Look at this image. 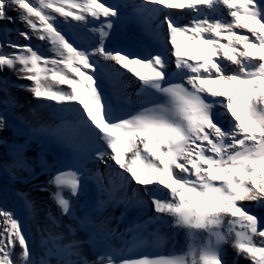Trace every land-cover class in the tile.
<instances>
[{
  "label": "snow or ice",
  "instance_id": "obj_1",
  "mask_svg": "<svg viewBox=\"0 0 264 264\" xmlns=\"http://www.w3.org/2000/svg\"><path fill=\"white\" fill-rule=\"evenodd\" d=\"M124 7L108 0H0V73L29 82L12 85L5 77L0 90L17 86L72 114L95 138L87 154L114 169L121 187L143 189L137 204H150L154 214L134 228L182 230L185 247L131 258L104 244L89 260L84 241L61 243L63 234L40 229L45 253L38 259L26 217L0 203V264H51L47 257L56 264H239L240 258L264 264V0H139L127 7L150 39L134 50L108 46ZM171 10L189 19L182 22ZM16 24L24 29L9 28ZM34 39L54 55L40 52ZM105 77L120 89L134 77L140 110L119 115L112 101L120 95L117 83L110 95ZM15 106L14 98L3 102L0 132ZM12 167L30 170L19 151ZM96 179L103 189L104 175ZM81 181L80 168L50 177L63 215L74 211L65 190L78 197ZM24 208L34 205L25 199ZM83 219L94 230L90 238L114 235L107 218L99 225L89 213ZM226 245L235 250L231 262Z\"/></svg>",
  "mask_w": 264,
  "mask_h": 264
},
{
  "label": "bare ground",
  "instance_id": "obj_2",
  "mask_svg": "<svg viewBox=\"0 0 264 264\" xmlns=\"http://www.w3.org/2000/svg\"><path fill=\"white\" fill-rule=\"evenodd\" d=\"M121 4H124V0L121 2ZM171 11L173 12V14L180 12L179 10ZM21 25L22 24H19V26ZM9 28H11V26H9ZM43 43L46 46H49L45 42ZM40 46H42V44H38L37 47ZM48 56L51 55L48 54ZM5 77L12 78V80L8 79L12 83V85H15L16 83H29L26 80H17L16 76L8 70H5L4 75L3 73H0V79H4ZM129 80L130 82L128 81L127 86L123 89H120L118 87V82H115L114 80L112 81L113 83H117V90L120 92L124 99L134 98L135 96L140 102H143V97L137 95L139 88L137 80L134 77H129ZM14 88L16 90H14ZM9 89L11 90L9 97L11 99L14 98L16 101L15 111L22 119L24 117V112L22 111L24 108L23 106L28 100L27 98L30 96V94L28 91L18 90V88H16L15 86H11L9 87ZM6 90L7 89L0 90V110L3 109V102L6 99L4 96V91ZM47 103L33 104L37 109V115L40 117L39 125L36 126H53L56 129H59L62 123H60L56 118V105L51 104L50 102ZM40 104H43L45 109ZM47 106H50L53 109L51 116H48V109L46 108ZM140 107L137 108L135 112L140 110ZM122 110L127 111L126 108H122ZM7 116L8 126L2 132H0V172L8 171L9 173L5 176L0 174V203H3L8 207L17 210L18 214H20L22 218L26 217L28 225V237L33 248V253L35 257L39 259L40 257L44 256L45 253V248L41 243L42 236L40 229H47L48 231L53 232V234L55 232L60 233L61 230L55 228L53 222L60 221L64 216L62 215L61 210L52 197V193L56 191V188L54 185L48 183L50 177L54 173H46L44 170L46 167H44V164L41 162V160L35 161V157L42 149L40 145H38V139L40 138V135H27L21 132V127L14 120V110L11 109L8 112ZM70 125L76 128L75 136H72L74 141H78L79 138L85 136V132L79 130V128H77L73 122H71ZM70 125L67 127H62L66 128L67 132L72 134V127ZM18 151L22 155L23 159L27 161V165L30 166L29 171H25L20 167H12L13 163L17 160ZM40 156L44 157L47 155L44 153ZM91 158L93 159V157ZM91 162L94 163V161L92 160ZM25 199L33 203V211H28L24 208ZM104 212L109 213L110 215L113 214V212L108 208H106ZM79 216L80 214L78 213L74 218H77ZM103 217L105 216L99 215V217H97V220L101 222ZM73 226L75 229L77 228V225ZM171 231L177 233V235L182 239H186L183 232L177 231L175 229H171ZM39 234L41 237H39ZM165 234L168 238H170L169 234ZM168 253H171V247L167 248V254ZM47 258L51 261V264H56V258ZM88 259L92 260L91 258ZM240 264L245 263L244 261H241Z\"/></svg>",
  "mask_w": 264,
  "mask_h": 264
}]
</instances>
